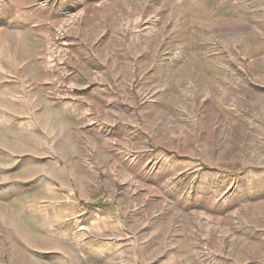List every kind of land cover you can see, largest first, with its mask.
Listing matches in <instances>:
<instances>
[{
  "label": "rangeland",
  "instance_id": "374dc122",
  "mask_svg": "<svg viewBox=\"0 0 264 264\" xmlns=\"http://www.w3.org/2000/svg\"><path fill=\"white\" fill-rule=\"evenodd\" d=\"M0 264H264V0H0Z\"/></svg>",
  "mask_w": 264,
  "mask_h": 264
}]
</instances>
